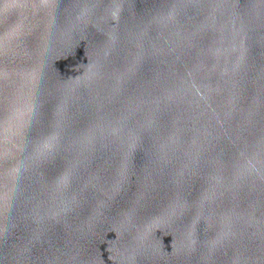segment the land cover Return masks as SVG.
Returning a JSON list of instances; mask_svg holds the SVG:
<instances>
[{"label":"water","instance_id":"95a60500","mask_svg":"<svg viewBox=\"0 0 264 264\" xmlns=\"http://www.w3.org/2000/svg\"><path fill=\"white\" fill-rule=\"evenodd\" d=\"M0 264H264V0H0Z\"/></svg>","mask_w":264,"mask_h":264}]
</instances>
